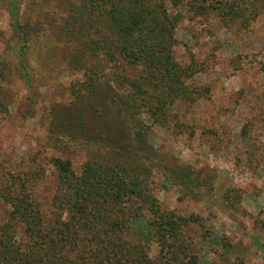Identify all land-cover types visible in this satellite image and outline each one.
Returning a JSON list of instances; mask_svg holds the SVG:
<instances>
[{
    "label": "trees",
    "instance_id": "obj_1",
    "mask_svg": "<svg viewBox=\"0 0 264 264\" xmlns=\"http://www.w3.org/2000/svg\"><path fill=\"white\" fill-rule=\"evenodd\" d=\"M6 1L20 37L19 78L32 91L20 9L16 0ZM55 2L62 13L57 38L67 68L83 79L70 85L65 105L50 111L47 143L85 156V162L77 174L71 158H49L56 187L47 212L39 200L47 177L39 158L25 157L9 168L0 153V203L10 209L8 220L0 222V264H200L187 231L194 225L204 229L205 220L164 208L158 183L163 190L177 187L180 201L199 200L215 190L216 172L169 163L151 133L171 125L178 105L192 107L210 91L190 84L201 72L195 56L188 65L176 58V33L186 13L192 20L214 15L225 28L247 32L264 15V5L261 0ZM0 112L9 115L3 99ZM242 193L230 188L223 196L235 207ZM18 226L24 230L21 241Z\"/></svg>",
    "mask_w": 264,
    "mask_h": 264
},
{
    "label": "rangeland",
    "instance_id": "obj_2",
    "mask_svg": "<svg viewBox=\"0 0 264 264\" xmlns=\"http://www.w3.org/2000/svg\"><path fill=\"white\" fill-rule=\"evenodd\" d=\"M16 5L30 46L34 89L29 91L19 78L20 37L7 1L0 0V99L9 109V115L0 112V153L9 168L25 157L39 158L47 171L39 200L48 212L56 187L49 158H71L77 174L85 162V156L47 143L50 111L71 99L70 85L83 76L67 68L57 38L62 23L58 3L16 0ZM176 36L177 60L188 65L195 56L201 65L190 84L210 91L192 107L178 105L171 125L154 127L151 139L171 164L177 160L197 171L214 170L216 188L199 200L180 201L177 187L163 190L159 182L157 197L168 210L205 220L204 229L194 225L187 231L195 239L200 264H264V15L251 30L241 32L237 26L225 28L214 15L192 20L186 13ZM230 188L243 191L241 201H233L235 207L223 196ZM9 210L0 203V222L8 220ZM23 231L17 227L20 241ZM204 231L208 236L202 239ZM157 252L153 244L151 256Z\"/></svg>",
    "mask_w": 264,
    "mask_h": 264
}]
</instances>
